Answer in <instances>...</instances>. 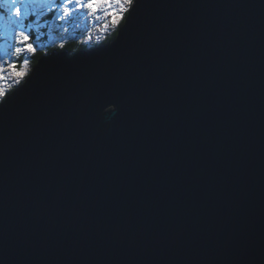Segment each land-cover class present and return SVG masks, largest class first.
<instances>
[{
	"label": "water",
	"instance_id": "water-1",
	"mask_svg": "<svg viewBox=\"0 0 264 264\" xmlns=\"http://www.w3.org/2000/svg\"><path fill=\"white\" fill-rule=\"evenodd\" d=\"M0 264H264V0H134L0 105Z\"/></svg>",
	"mask_w": 264,
	"mask_h": 264
},
{
	"label": "snow or ice",
	"instance_id": "snow-or-ice-1",
	"mask_svg": "<svg viewBox=\"0 0 264 264\" xmlns=\"http://www.w3.org/2000/svg\"><path fill=\"white\" fill-rule=\"evenodd\" d=\"M134 5V0H0V8L7 9V17L0 14V36L9 34L8 47L11 52L0 48V105L7 103L9 92L3 87L7 77L3 75L4 66L12 70L13 78L19 84L27 75L25 71H17V61L20 54L27 52L35 54L38 50L34 41H39V36L33 35V24L30 19L35 16L43 17L44 11L54 14L55 18L62 22L71 20L80 12L95 14L107 5ZM127 8H119V11L109 13L113 25L118 24L122 17L120 12L127 11ZM64 45H61L63 47ZM9 57L8 61L3 58ZM15 57L16 59H13ZM28 63L27 60L24 61Z\"/></svg>",
	"mask_w": 264,
	"mask_h": 264
},
{
	"label": "rangeland",
	"instance_id": "rangeland-1",
	"mask_svg": "<svg viewBox=\"0 0 264 264\" xmlns=\"http://www.w3.org/2000/svg\"><path fill=\"white\" fill-rule=\"evenodd\" d=\"M119 8L129 9L130 6L123 4L117 6L113 4L112 7H108L105 5L102 7V10L95 14L80 12L67 22L59 21L55 18L54 14H49L47 11H44L42 18L40 16H35L33 17V20L29 21L33 24V35L39 36V41H34L38 48L37 52L49 54L51 51H61L64 49L69 55H73L80 52L82 48L87 50V47H91V45L96 42H98L99 45H102L106 36L113 32L122 20L120 19L118 24L113 25L111 22L112 18L109 15V13L114 10L119 11ZM0 14L7 17V9L0 8ZM119 14L123 18L125 11L120 12ZM9 40V34L0 36V48L11 52V49L8 47ZM70 41H73L74 43L72 44L78 47L76 51L74 50L75 48L69 51V48L72 45L69 44ZM61 45L64 46L61 47ZM47 50L50 51L45 53ZM34 55L35 54L27 52L20 54L16 70L25 71L27 75L19 84H17L16 80L13 78L12 70L9 69L7 65L4 66V72L2 74L7 77V81L3 83V87L7 92H12L14 89L18 88L23 81H25L33 68L31 60L34 59ZM3 59L8 61L9 57L5 56ZM13 59L16 58L13 57ZM25 60L28 61L27 64L24 63Z\"/></svg>",
	"mask_w": 264,
	"mask_h": 264
},
{
	"label": "trees",
	"instance_id": "trees-1",
	"mask_svg": "<svg viewBox=\"0 0 264 264\" xmlns=\"http://www.w3.org/2000/svg\"><path fill=\"white\" fill-rule=\"evenodd\" d=\"M127 12H128V10L125 11V14H124L122 20L120 21L119 25L114 29V31L111 32L110 34H108V35L106 36V38H105L104 41H103L104 44H105V43H110V42H112V41L115 39L116 34H117V30H118L119 27L122 25V23H123V21H124V18H125V16H126V13H127ZM72 43H74V42H73V41H70L69 44H72ZM73 48H75V49H74L75 51L78 49V47H76L74 44H72V45L70 46V48H69V51H71ZM65 49H66V47H65ZM48 51H50V50L45 51V53H47ZM41 55H43L41 52H37V53H35V55L33 56L34 59L31 60L32 67L36 64L38 58H39Z\"/></svg>",
	"mask_w": 264,
	"mask_h": 264
},
{
	"label": "clouds",
	"instance_id": "clouds-1",
	"mask_svg": "<svg viewBox=\"0 0 264 264\" xmlns=\"http://www.w3.org/2000/svg\"><path fill=\"white\" fill-rule=\"evenodd\" d=\"M130 7H131V6H130ZM128 10H129V9H128ZM126 14H127V13H126ZM30 20H33V18L30 19ZM103 44H104V43H103ZM103 44H102V45H103ZM105 44H107V43H105ZM96 46H99V43H98V42L92 44L91 47H87V48H88V49H91V48H94V47H96ZM88 49H87V50H88ZM31 68H32V67H31ZM23 83H24V81H23L21 84H23ZM21 84H20V85H21ZM20 85H19V86H20ZM19 86H18V87H19ZM10 93H11V92H10ZM10 93H9V94H10Z\"/></svg>",
	"mask_w": 264,
	"mask_h": 264
},
{
	"label": "bare ground",
	"instance_id": "bare-ground-1",
	"mask_svg": "<svg viewBox=\"0 0 264 264\" xmlns=\"http://www.w3.org/2000/svg\"><path fill=\"white\" fill-rule=\"evenodd\" d=\"M62 51H65V50L62 49L61 51H51L49 54H51L52 52H62ZM49 54H43V55L46 56V55H49ZM43 55H41V56H43ZM41 56H40V57H41ZM40 57H39V58H40ZM39 58H38V59H39ZM34 66H35V65H34ZM34 66H33V67H34Z\"/></svg>",
	"mask_w": 264,
	"mask_h": 264
}]
</instances>
